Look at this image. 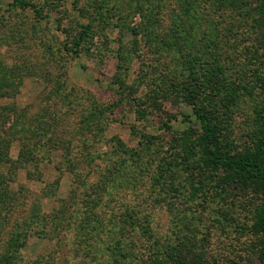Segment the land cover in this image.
Masks as SVG:
<instances>
[{
  "label": "rangeland",
  "instance_id": "rangeland-1",
  "mask_svg": "<svg viewBox=\"0 0 264 264\" xmlns=\"http://www.w3.org/2000/svg\"><path fill=\"white\" fill-rule=\"evenodd\" d=\"M26 1L31 6L25 9L0 6V136L10 130L13 159L21 143L30 150L41 145L51 154L39 168L28 166L31 173L40 172L38 178L29 180L27 171H19L12 187H25L53 214L76 188L65 161L90 156L100 171L91 174L98 180L104 173L119 185L111 188L122 209L117 217L125 220L130 207L150 213H137L152 227L145 239L153 235V240L177 244L192 236L218 264H260L262 238L254 224L264 194L251 199L237 187L213 183L220 176L199 163V154L189 159L185 148H200L180 137L196 123L187 119L192 107L178 96L192 83L202 87L199 101H210L217 93L213 101L223 107L219 116L228 137L239 141L237 148L260 144L245 143L260 128L257 117L264 116V26L247 20L251 6L227 10L219 0H80L77 6L74 0ZM248 1L264 9L259 0ZM243 9H249L246 15ZM179 20L185 29H176ZM221 38L230 44L227 53L218 44ZM177 43L185 44L186 51ZM118 81L127 85V103H119ZM134 105L146 112L145 119H138ZM168 119L172 129L165 126ZM122 159L128 162L117 178ZM82 168L86 178L90 169ZM90 188L78 189L92 200ZM74 198L69 207L76 209L79 221L82 205L89 201ZM99 203L95 211L107 204ZM51 233L29 237L12 264H83L84 246L68 262L75 250L54 255L57 241ZM81 243L95 245L83 235ZM111 254L103 251L92 263L85 262L113 264ZM0 264L8 262L0 259Z\"/></svg>",
  "mask_w": 264,
  "mask_h": 264
},
{
  "label": "trees",
  "instance_id": "trees-1",
  "mask_svg": "<svg viewBox=\"0 0 264 264\" xmlns=\"http://www.w3.org/2000/svg\"><path fill=\"white\" fill-rule=\"evenodd\" d=\"M79 1L80 0H74L73 5L77 6ZM259 2L258 4L264 6V1L262 2L259 0ZM2 3H8L9 6L21 9L31 6V3L26 0H13V2L0 0V6ZM219 3L222 8L227 10H242L241 6H243V8L251 6L249 16L246 15L249 9H243L241 14L245 12L244 15H246L247 20H251L250 24L256 23L259 28H263L264 9L259 8L257 3H251L248 0H219ZM252 4H254V6ZM251 11H253V15ZM243 19L244 23L242 25L240 23L241 26L245 25L246 22V19ZM186 25L185 22L183 23L179 20L175 26L176 29L180 30L185 29ZM192 28H194V26ZM229 31L232 30L229 29ZM174 41L180 40L176 38ZM225 41L226 40L221 38L218 44L221 45L224 53H227L230 44ZM178 44L179 43H177V45ZM179 45L180 46H177L179 49L184 48V51H186L185 44ZM184 58L186 62L190 63L187 53L184 54ZM206 73L212 72L206 71ZM116 84H118L117 94L119 96V103H127L129 101V99H127L129 98V96H127V85L121 81H118ZM178 94L184 102L192 107L193 115H188L187 119L193 117V119L188 120L189 122L195 121L196 123L195 126L189 127L184 137H180L182 143H192V145L197 143L200 148V151L197 152L190 149L192 148L191 146L186 147L185 152L190 155L189 159L192 158L194 160L195 156L199 154V163H203L207 169L215 171L211 173L213 176H217V174L220 176L219 180L213 178V183L221 182L223 186L228 185L237 187L249 194L251 199L257 197L259 193L264 194V134L259 133V130L264 128V116L257 117L260 128L256 133L253 132L250 135V140L248 138L245 142L260 144H257V147L253 148L252 146H247L238 149L236 143H239V141L232 140L228 137V131L223 127L224 120L221 121L222 119L219 116L223 108L221 106L222 102L220 103L221 107L218 109L217 101H213L217 99L215 96L217 93L212 95L210 101H199V98L203 94L202 87L192 83L191 85H186ZM134 106L136 107V105ZM158 108H160V105H158ZM2 114L3 113H0V119L3 117ZM136 115L138 119L143 120L146 117V112L136 107ZM229 118L230 117L227 115L226 119ZM168 121L171 122V119L166 121L165 126L168 129H172L173 127ZM40 126V124L36 125L37 133H41ZM6 132L8 133L6 136H0L1 260L4 259L8 264H12L15 259L14 254L20 252L22 248L27 246L29 237L49 236L50 232H52L51 234L54 240L57 241V247L53 253L54 255L59 253L62 254L63 251L67 250H75L76 252L74 256H72V253L70 257H67V260H65L67 262L68 260L74 259L76 255L79 256L81 246H84L83 264H86L85 260L87 259H91L89 262L92 263L95 256L103 251L112 253L110 259L113 264H218L215 260L211 261L205 245L204 247L198 245L197 242H194L192 236H185L182 239L179 238L178 240L180 241L177 244H172L169 241L161 242L156 239L153 240V235L145 239L144 236L152 231V227L149 222L146 223L144 218L137 215V213L150 214L145 210L137 211V208L135 210L133 207H130L129 210H127L129 215L128 218L131 221L130 223L125 221L127 213L125 220H123L124 217H117L118 213L122 212V209L117 206L120 204L116 201L117 198H119L118 193L111 191V188L113 186L118 187L119 185L114 183L115 179L112 181L107 179L104 173L98 175L99 179L97 180L96 174H94V172L91 174L90 171L95 170L98 174L100 171H98V166L93 164L94 162L90 159V156H86L82 161H78L77 156H75V158H77L76 162L74 161V157L73 159L68 158V162L65 161L67 166L69 163L70 170H72L70 172H73L75 176L76 182H74L76 188L74 189V194H70L69 199H66V201L65 199L61 201L64 206L58 212H54L53 214L45 212L42 208V201L40 203L38 199L32 198L30 196V191L27 192L28 189L21 185L20 188L15 189L12 187V184L17 182L19 178L18 173L22 170L28 172L27 176L29 180L38 178L35 176L40 174V172L32 171L31 173L28 166L39 168L41 162H44L46 154H51V150L48 151L42 148L41 145H38L34 150H30L27 145L25 146L21 143L20 154L17 159H13L10 156L11 143L7 141V138H10V130L8 129ZM143 137L145 139V135H143ZM146 138L149 143L154 142L153 136L148 135ZM56 148L57 147L54 149ZM149 148H151V145H149ZM68 149H70V146H67V149L63 150L65 152ZM137 156L139 157V150ZM127 162L126 159H122L119 168H117L118 170L116 171L115 177H120L123 169L122 165H126ZM107 165H111V163ZM81 167H83L82 170L85 168L90 169L86 178H83L79 172ZM211 178L212 176H210L209 181H211ZM81 187H91L89 190L94 192V195H91L93 198L92 200H90L86 192L84 193V191L80 190ZM74 197H83L89 201V205H82L84 216L81 218L82 220L80 219L79 221L76 219V209L69 207L70 201L74 200ZM109 199H111L112 203ZM100 201H103V204H107H104L101 209L95 211V205L99 206ZM255 201L258 200L256 199ZM108 203L111 204V207H109ZM257 207L254 231L258 239L262 238L258 244L260 246H258L257 257L259 263L264 264V205L258 204ZM89 225L92 226L91 230H88ZM140 230H143L145 234H140ZM82 235L87 242L92 241L95 245L86 247L85 244H82ZM137 235H139V237ZM88 255L89 258H86ZM118 261H122L123 263Z\"/></svg>",
  "mask_w": 264,
  "mask_h": 264
}]
</instances>
